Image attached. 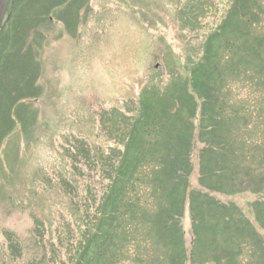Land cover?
<instances>
[{
    "label": "rangeland",
    "instance_id": "rangeland-1",
    "mask_svg": "<svg viewBox=\"0 0 264 264\" xmlns=\"http://www.w3.org/2000/svg\"><path fill=\"white\" fill-rule=\"evenodd\" d=\"M18 1L5 28L14 34L21 16L23 34L18 44L9 35L0 42V49L8 48L4 75L12 103L20 99L10 105L12 118L0 132V264H35L54 249L66 257L68 240L83 232V212L102 193V169L94 163H101L102 148L116 145L115 134L105 131V113L139 111L143 92L161 94L169 83L171 93L181 84L183 94L208 35L231 5V0H76L63 12V0ZM231 82L230 99L250 97L247 87H238L232 77ZM8 104L2 95L0 107ZM199 116L198 110L197 126ZM201 140L196 130L191 188L235 204L257 233L252 247L260 241L264 250V184L243 185L230 194L206 189L199 182ZM215 156L212 163L230 164V156ZM181 222L191 246L189 206ZM221 240L218 253L233 255ZM251 257L242 256L240 264Z\"/></svg>",
    "mask_w": 264,
    "mask_h": 264
},
{
    "label": "trees",
    "instance_id": "trees-1",
    "mask_svg": "<svg viewBox=\"0 0 264 264\" xmlns=\"http://www.w3.org/2000/svg\"><path fill=\"white\" fill-rule=\"evenodd\" d=\"M62 3L65 12L78 2ZM19 4L16 0L12 13ZM20 17L14 34L8 27L0 31V42L9 35L7 39L19 43L18 37L23 34V26L18 25ZM37 25L30 31L36 32ZM7 49H0V97L4 95L9 101L8 107H0L1 133L12 118L10 105L15 107L20 100L14 98L12 103L13 91L5 79ZM191 71L192 85L189 87L185 80L183 94L181 84L171 93L168 87L173 84L169 83L161 94L143 92L139 111L113 109L105 113V131L115 134L116 145L102 148L101 163H94L102 169V193L93 195L95 204L83 212V232L68 240L66 257L54 249L53 256L35 264H240L241 257L248 254L252 257L245 264H255L257 258L264 264L262 243L255 241L252 247L257 233L238 213L240 209L235 204H222L190 184L196 130L205 144L199 154L202 186L230 194L241 191L243 185L264 184L261 0H231L222 22L206 39L202 60ZM230 77L238 87L248 88L249 98L237 102L229 98ZM169 99L171 103L166 102ZM184 110L192 119L184 115ZM223 153L230 156V164L212 163V156ZM186 206L191 212V246H187L181 222ZM220 238L233 255L218 253L220 249L215 246L222 244Z\"/></svg>",
    "mask_w": 264,
    "mask_h": 264
},
{
    "label": "water",
    "instance_id": "water-1",
    "mask_svg": "<svg viewBox=\"0 0 264 264\" xmlns=\"http://www.w3.org/2000/svg\"><path fill=\"white\" fill-rule=\"evenodd\" d=\"M15 0H0V30L4 27L6 15L11 3H14ZM11 14L7 16L6 21L9 20Z\"/></svg>",
    "mask_w": 264,
    "mask_h": 264
}]
</instances>
